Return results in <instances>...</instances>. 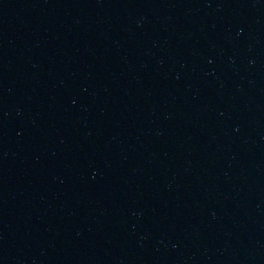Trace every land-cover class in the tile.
<instances>
[{"label":"water","instance_id":"95a60500","mask_svg":"<svg viewBox=\"0 0 264 264\" xmlns=\"http://www.w3.org/2000/svg\"><path fill=\"white\" fill-rule=\"evenodd\" d=\"M0 264H264V0H0Z\"/></svg>","mask_w":264,"mask_h":264}]
</instances>
